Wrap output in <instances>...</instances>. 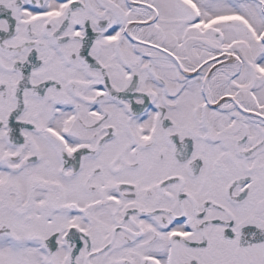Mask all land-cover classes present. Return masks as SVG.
<instances>
[{"label": "snow or ice", "instance_id": "1", "mask_svg": "<svg viewBox=\"0 0 264 264\" xmlns=\"http://www.w3.org/2000/svg\"><path fill=\"white\" fill-rule=\"evenodd\" d=\"M0 264H264V0H0Z\"/></svg>", "mask_w": 264, "mask_h": 264}]
</instances>
